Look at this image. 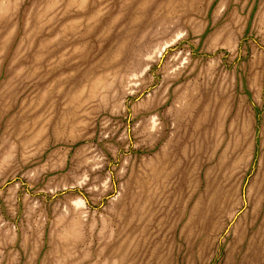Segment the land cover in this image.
I'll list each match as a JSON object with an SVG mask.
<instances>
[{
  "label": "rangeland",
  "instance_id": "rangeland-1",
  "mask_svg": "<svg viewBox=\"0 0 264 264\" xmlns=\"http://www.w3.org/2000/svg\"><path fill=\"white\" fill-rule=\"evenodd\" d=\"M0 264H264V0H0Z\"/></svg>",
  "mask_w": 264,
  "mask_h": 264
}]
</instances>
